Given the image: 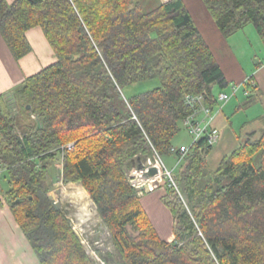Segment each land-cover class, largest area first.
<instances>
[{
    "label": "trees",
    "instance_id": "obj_1",
    "mask_svg": "<svg viewBox=\"0 0 264 264\" xmlns=\"http://www.w3.org/2000/svg\"><path fill=\"white\" fill-rule=\"evenodd\" d=\"M202 1L224 37L250 24L264 37V0ZM154 2L0 0V35L13 57L31 51L26 32L33 27L54 54L0 93L7 185L0 192L40 264H95L50 196L55 162L64 183L84 187L110 233L113 251L97 253L105 263L264 264V113L214 170L205 158L212 146L203 138L190 144L174 174L177 189L169 185L162 196L173 213V241L157 234L130 182L143 174L145 157L172 155L191 112L187 94L201 93L216 109L228 85L183 0ZM154 79L158 85L125 95ZM255 88L250 77L240 84V106Z\"/></svg>",
    "mask_w": 264,
    "mask_h": 264
},
{
    "label": "crops",
    "instance_id": "obj_2",
    "mask_svg": "<svg viewBox=\"0 0 264 264\" xmlns=\"http://www.w3.org/2000/svg\"><path fill=\"white\" fill-rule=\"evenodd\" d=\"M183 2L224 73L228 83L226 89L234 84L239 85L250 77L256 88L248 106L254 107L257 115L263 114L264 37H261L254 28H249L247 25L226 38L219 31L202 0H183ZM245 29H249L248 34L251 37L254 35L253 30H255L258 37L260 36L258 41L260 43L259 46L262 48L260 50L261 55L259 53L253 54L254 57L260 59L256 64L250 62L251 58L250 60L247 59L249 60V65L244 63V59L241 58L244 57V53L241 50L242 47H240L239 51L234 50L235 46L239 47L240 43H242L239 41L240 37L234 41L239 35L237 33L241 32L242 35H245ZM26 36L31 45V51L16 60L0 35V93L14 88L22 82L25 76L35 73L54 60L53 50L40 27L29 29L26 32ZM222 117L221 112L216 115L214 120L216 127H218V120L222 119ZM156 178L155 176L151 182H154ZM150 185L154 184L150 183ZM165 192L166 188L158 186L151 191L144 190L139 192V194L141 204L157 234L162 239L171 242L175 237L173 232V213L162 201V196ZM6 200L5 196L0 192V264H40L37 255L16 222L10 205Z\"/></svg>",
    "mask_w": 264,
    "mask_h": 264
},
{
    "label": "rangeland",
    "instance_id": "obj_3",
    "mask_svg": "<svg viewBox=\"0 0 264 264\" xmlns=\"http://www.w3.org/2000/svg\"><path fill=\"white\" fill-rule=\"evenodd\" d=\"M142 4L146 7L147 4L150 6L155 2L154 0H140ZM149 7V6H148ZM249 28H254L252 24L248 25ZM255 29V28H254ZM249 29H245V35H242L241 32H238L237 38H241L239 41V47L235 46V51H239L240 47H242V51L244 53V63L249 65V60L253 64H256L260 61L259 58L254 57V53H259L262 49L259 46V39L256 35L255 30H253V36H249ZM247 36V38H246ZM249 39V40H248ZM240 55V54H239ZM258 55V56H259ZM249 59V60H247ZM252 66V65H251ZM158 85V79L140 82L136 85L125 88V95L129 96L131 93L144 91L146 89L152 88ZM219 87L215 86V92L218 93ZM226 92H231L230 86L225 90ZM243 102L242 93L238 88L236 95L230 98V100L225 104L223 110L221 111L222 119L220 118L217 122L220 137L216 144L212 146V150L210 149L209 153L205 156L208 167L210 169H215L221 159V157L234 149L237 145H239L240 137L244 134L246 130L256 125L258 121V117L256 110L252 106H240L236 108L240 103ZM259 113V112H258ZM192 143V139L186 128L180 124L179 131L174 135L172 139L173 146H179L184 144L189 146ZM165 165L168 169L173 168V173L179 172L184 164L181 160L176 164V158L173 155H162L161 156ZM176 164V165H175ZM153 176L152 178H154ZM159 177V176H158ZM156 178L154 182L151 184H158V186H162L164 188L168 187V177L160 176ZM50 184L52 185V189L50 191V196L54 199L57 204H62V202H69V208L72 212L70 216L71 223L73 225L74 230L81 238L86 250L92 256L96 254L97 256H93L95 259V264H108L99 256L105 254L107 251H113V245L111 242L110 233L105 226V224L101 221V218L98 214L96 205L94 201L91 199L90 195L84 189V187L78 182H68L64 183L62 180V164L60 162H55L51 165L50 173H49ZM0 186L2 190L6 191L7 185L2 177H0ZM72 189V190H71ZM155 189V188H154ZM59 190L60 194L57 193ZM71 190L67 195V191ZM8 203L9 201L6 200ZM81 203L86 204L88 207H79ZM75 217H73L74 213ZM93 217V218H92ZM100 251V252H97ZM99 255H98V254Z\"/></svg>",
    "mask_w": 264,
    "mask_h": 264
},
{
    "label": "built area",
    "instance_id": "obj_4",
    "mask_svg": "<svg viewBox=\"0 0 264 264\" xmlns=\"http://www.w3.org/2000/svg\"><path fill=\"white\" fill-rule=\"evenodd\" d=\"M254 84V82H252ZM240 84L231 85V92L221 91L217 95V100L219 102V106L216 109H212L204 99V96L199 94H187L185 96V104H187L191 108V112L182 119V124L188 131L191 136L192 143L197 140L203 138L204 142L208 146H213L219 140V130L214 125V120L217 113L222 109V107L230 100L233 95L236 94ZM245 95L248 94L247 91L244 92ZM71 146L70 144L67 146ZM190 146V145H189ZM189 146L179 145L171 146L170 152L176 158V164L179 163L186 152L189 149ZM175 164V165H176ZM154 166L158 170L159 177L167 176L168 177V185L174 186L177 189V185L175 182V175L173 173V168L168 169L165 165L161 155L155 152L153 157H148L146 159L145 164H143V172L149 167ZM156 176V175H155ZM158 177V178H159ZM152 178V177H151ZM150 178H143L142 174L130 179V182L138 188L141 185H146L147 190L151 191L154 188L158 187V184L154 183V185H150L148 183ZM156 181V180H155ZM142 192V191H139ZM91 255V254H90ZM97 256L96 254L93 255Z\"/></svg>",
    "mask_w": 264,
    "mask_h": 264
},
{
    "label": "water",
    "instance_id": "obj_5",
    "mask_svg": "<svg viewBox=\"0 0 264 264\" xmlns=\"http://www.w3.org/2000/svg\"><path fill=\"white\" fill-rule=\"evenodd\" d=\"M147 158H148V156L145 157L143 164H145ZM157 174H158V170H157V168L154 167V166H149V167L145 170V172H143L142 176H143V178H151V177H153V176H155V175H157ZM138 189H139L140 191H142V190H147V186L143 184V185L139 186ZM57 193L60 194L59 190H57ZM17 201H18V200H15L14 203L17 202ZM55 206H56L57 208H61L65 215H67V216L72 215V212H71V210H70V208H69V202H65V201H64V202H62V204H55ZM69 217H70V216H69ZM73 217H75V214L73 215ZM87 252H88V251H87Z\"/></svg>",
    "mask_w": 264,
    "mask_h": 264
},
{
    "label": "bare ground",
    "instance_id": "obj_6",
    "mask_svg": "<svg viewBox=\"0 0 264 264\" xmlns=\"http://www.w3.org/2000/svg\"><path fill=\"white\" fill-rule=\"evenodd\" d=\"M159 175H156V177H158ZM153 178H150L149 179V181H148V183L150 184L151 183V180H152ZM74 214H76V212L74 213ZM93 218V217H92Z\"/></svg>",
    "mask_w": 264,
    "mask_h": 264
}]
</instances>
